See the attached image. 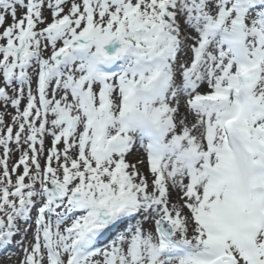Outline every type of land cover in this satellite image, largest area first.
<instances>
[{"label":"snow or ice","instance_id":"6c2138e0","mask_svg":"<svg viewBox=\"0 0 264 264\" xmlns=\"http://www.w3.org/2000/svg\"><path fill=\"white\" fill-rule=\"evenodd\" d=\"M0 29L14 264H264V0H0Z\"/></svg>","mask_w":264,"mask_h":264},{"label":"rangeland","instance_id":"374dc122","mask_svg":"<svg viewBox=\"0 0 264 264\" xmlns=\"http://www.w3.org/2000/svg\"><path fill=\"white\" fill-rule=\"evenodd\" d=\"M3 29H0V31H2ZM0 111H3V109H0ZM9 111H11V109H9ZM7 122V121H6ZM17 159V156H13L11 158V160L9 161V165L11 166V164L13 162H15V160ZM13 179H15V177H13ZM19 239V238H17ZM2 254V258L0 260V264H14L15 260L19 259V254L16 252L15 248H10L7 251H3ZM10 257L12 259H10Z\"/></svg>","mask_w":264,"mask_h":264}]
</instances>
